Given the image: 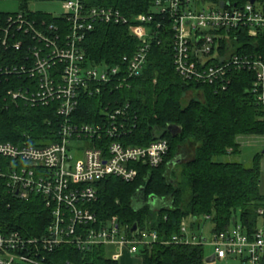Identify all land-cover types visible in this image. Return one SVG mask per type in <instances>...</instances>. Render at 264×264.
<instances>
[{
	"label": "built area",
	"instance_id": "1",
	"mask_svg": "<svg viewBox=\"0 0 264 264\" xmlns=\"http://www.w3.org/2000/svg\"><path fill=\"white\" fill-rule=\"evenodd\" d=\"M16 1L17 12H0V46L23 57L0 73L27 78L25 90L10 91L8 96L31 108L53 106L59 125L56 141L43 147L0 143V159L11 161L0 166V178L9 192L24 201L41 197L51 216L42 237L0 233V264H47L46 255L64 246L82 252L104 246L116 261L122 251L138 256L141 249L155 244H209L218 261L264 264V223L258 226L264 207L257 210L254 226L234 219L233 227L212 230L209 241L195 236L191 223L199 227L211 221L210 215L184 220L179 233L163 241L147 228L136 226L132 231L119 226L115 218L99 223L89 207L96 200L94 184L107 178L134 182L140 166L156 169L163 164L169 144L159 138L132 145L129 136L135 122L129 104L101 102L105 107L92 123H80L79 114L86 101L119 92L139 77L151 46L161 44V38L169 39L174 70L184 82L225 91L234 73H251V95L264 106V58L250 53L243 41L264 34L263 3L223 2L220 7L221 2L204 0H152L156 12L129 17L116 8L90 6L86 0ZM38 1H59L64 13L55 17L31 11L29 3ZM99 25L126 28L138 43L134 52L114 65H89L84 43ZM73 142L83 143L84 148L75 150L78 158L69 154Z\"/></svg>",
	"mask_w": 264,
	"mask_h": 264
},
{
	"label": "trees",
	"instance_id": "2",
	"mask_svg": "<svg viewBox=\"0 0 264 264\" xmlns=\"http://www.w3.org/2000/svg\"><path fill=\"white\" fill-rule=\"evenodd\" d=\"M217 4H246L251 0H204ZM264 5V0H256ZM90 6L119 9L125 16L149 11L152 0H86ZM26 5V3H24ZM40 14V13H39ZM43 15V14H40ZM0 14V18H1ZM48 20H50L48 18ZM154 43L142 74L129 81L119 92H108L101 99L92 98L82 104L80 123L97 120L102 104L115 100L129 104V115L135 129L129 136L132 145L143 146L162 138L169 144L163 164L150 169L140 166L139 177L132 183L107 178L94 184L96 200L90 204L99 223L115 218L119 226L149 229L167 240L179 233L187 219L212 217L215 232L240 219L254 226L257 210L264 207L260 195V173L257 162L244 167L238 162H222L220 158L236 154L239 136H264V106L257 105L251 95V73H234L225 91L214 86L184 82L175 72L169 39ZM250 53L264 58V34L255 39L243 38ZM137 41L124 27L97 26L84 43L89 65H114L130 56ZM23 56L4 52L0 46V70L18 63ZM28 79L0 73V143L18 147H43L57 139L59 120L54 107L31 108L21 100L14 101L8 92L25 90ZM189 91L201 93L203 100L181 102ZM133 122V123H134ZM168 125L179 126L175 138L166 133ZM176 145H189L192 157L181 162L169 156ZM11 161L0 159V166ZM150 197L154 200L151 202ZM50 211L39 196L20 200L9 192L0 178V233L18 232L26 238L42 237L50 224ZM194 222V221H193ZM197 228L198 223H191ZM104 246L87 251L64 246L46 255L47 264H118L109 258ZM140 264H203L202 246L155 244L141 249Z\"/></svg>",
	"mask_w": 264,
	"mask_h": 264
},
{
	"label": "rangeland",
	"instance_id": "3",
	"mask_svg": "<svg viewBox=\"0 0 264 264\" xmlns=\"http://www.w3.org/2000/svg\"><path fill=\"white\" fill-rule=\"evenodd\" d=\"M28 8L36 13L40 14H51L55 17L60 16L64 13L62 3L59 1H38L34 4L29 3ZM149 11L156 12L155 7L150 6ZM18 9V3L16 0H6V1H0V12L2 13H13L17 12ZM103 66V65H102ZM191 99H197V100H203L202 94L197 93L195 91H189L182 95L181 102L184 104H187ZM237 143L239 145V150L236 154L227 155L223 158H220V161L222 162H238L241 163L244 167H251L254 165L255 162H257L259 166V173H260V184H259V192L262 197H264V136H257V135H246V136H239L237 138ZM191 146L189 145H183L179 146L176 145L172 148L170 155L172 157L178 158L179 161L184 162L186 159H189L192 157V152L190 151ZM83 143L80 142H73L71 144V150L69 151V154L71 156H74L75 158H78L80 154L76 153V149H82ZM236 222L240 223V211L238 210L236 212ZM264 223V219L261 218L258 221V226L261 227ZM231 227H233V224L231 223ZM213 225L211 222L207 221L204 223H200L198 228L193 229V233L195 236L201 237L203 239H206L207 241L211 240V232L213 230ZM190 232V230H189ZM204 258H208L213 254V247H211L209 244H204L202 246ZM112 252H109V258L111 259ZM121 256L118 257L120 259ZM130 260H132L131 264H140V260L138 256H129ZM118 264H125V261L121 260L118 262ZM203 264H242L240 261L235 259H226L224 261H218L215 260L212 263H205Z\"/></svg>",
	"mask_w": 264,
	"mask_h": 264
},
{
	"label": "water",
	"instance_id": "4",
	"mask_svg": "<svg viewBox=\"0 0 264 264\" xmlns=\"http://www.w3.org/2000/svg\"><path fill=\"white\" fill-rule=\"evenodd\" d=\"M255 2V0H251L250 1V4H253ZM224 3L221 2L220 3V7H223ZM182 132V129L181 127L179 126H175V125H168L167 128H166V133H168L169 135H171L172 138H175L177 135H179L180 133ZM264 153V152H263ZM149 200L152 202L154 200L153 197H150ZM193 221H195V218H193ZM232 222H234V219L232 220ZM136 229V226L134 225L132 227V231H134ZM205 241V240H203ZM216 259H215V256L214 255H211L209 256L208 258H205L204 262L205 263H212L214 262Z\"/></svg>",
	"mask_w": 264,
	"mask_h": 264
},
{
	"label": "crops",
	"instance_id": "5",
	"mask_svg": "<svg viewBox=\"0 0 264 264\" xmlns=\"http://www.w3.org/2000/svg\"><path fill=\"white\" fill-rule=\"evenodd\" d=\"M121 257H120V259L123 261H125V264H131L132 263V260H130L129 258V256L124 252V251H122V253H121V255H120ZM120 259H118V260H116V261H120Z\"/></svg>",
	"mask_w": 264,
	"mask_h": 264
}]
</instances>
